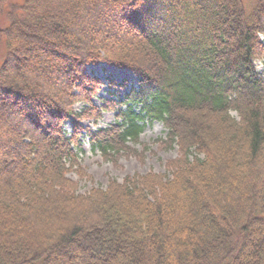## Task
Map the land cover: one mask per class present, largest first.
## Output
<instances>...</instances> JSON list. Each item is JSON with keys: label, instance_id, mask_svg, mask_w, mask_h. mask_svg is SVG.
Returning a JSON list of instances; mask_svg holds the SVG:
<instances>
[{"label": "trees", "instance_id": "1", "mask_svg": "<svg viewBox=\"0 0 264 264\" xmlns=\"http://www.w3.org/2000/svg\"><path fill=\"white\" fill-rule=\"evenodd\" d=\"M8 3L0 264H264V0H23L2 24ZM99 62L136 82L101 107ZM152 121L164 172L78 192L81 135L116 162Z\"/></svg>", "mask_w": 264, "mask_h": 264}, {"label": "rangeland", "instance_id": "2", "mask_svg": "<svg viewBox=\"0 0 264 264\" xmlns=\"http://www.w3.org/2000/svg\"><path fill=\"white\" fill-rule=\"evenodd\" d=\"M23 0H9V3L5 6L3 14L1 15V23L7 24V13L11 9L13 3H22ZM247 10L254 5L256 0H243ZM105 33L113 32L110 29L104 31ZM4 56L3 41H0V62ZM258 70L263 69L259 61L255 62ZM86 71L91 75L97 77L102 85L100 86L97 95L93 98L95 105L101 107L104 105L103 99H114L116 101L122 99L123 94L127 92L130 85H135V77L131 71L127 68H117L112 65H108L104 62H99L95 65H88ZM126 81L125 88H121L119 85ZM83 106L82 103L74 105L75 110H79ZM116 111H103L101 118L94 123L92 119H84L80 121V125L88 126L91 129L97 127H105L112 124L115 120ZM67 134L71 132L70 123L66 122L64 125ZM165 128L162 123L158 121H152L147 123L144 130L139 136L138 143H130V147L136 149V152H143L141 156L133 154H123L116 162L104 161L98 152H93L90 149L88 139L86 136L81 135L79 137L82 152L80 153V163L85 172L90 176V179H79L77 174L72 172L68 176L78 181V192H88L92 187L104 188L109 179H116L121 181L125 175L133 173H145L148 171L164 172L165 162L169 158H173L177 155V146L171 148H159L158 138H164ZM146 148V149H144Z\"/></svg>", "mask_w": 264, "mask_h": 264}]
</instances>
